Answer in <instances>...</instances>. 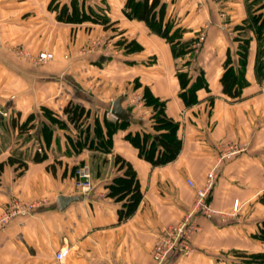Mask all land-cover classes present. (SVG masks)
<instances>
[{
  "label": "crops",
  "instance_id": "1",
  "mask_svg": "<svg viewBox=\"0 0 264 264\" xmlns=\"http://www.w3.org/2000/svg\"><path fill=\"white\" fill-rule=\"evenodd\" d=\"M126 2L0 0V110L7 112L0 119V214L13 202L33 205L0 223V264H58L61 247L67 264H155V238L187 216L213 168L207 200L214 213L196 216L190 251L167 264H264V39L255 30L264 27V0H160L176 48ZM61 6L75 19H59ZM9 45L53 58L34 66ZM227 59L233 73H243L237 97L222 89ZM197 83L195 101L186 103ZM117 97L128 120L110 111ZM69 102L85 109L76 125L63 110ZM163 117L175 123L180 147L153 165L130 137L164 133ZM227 144L242 149L224 156ZM117 155L141 192L125 218L108 187L123 175ZM81 164L90 166L94 185L84 195L73 179ZM60 195L81 198L60 208Z\"/></svg>",
  "mask_w": 264,
  "mask_h": 264
},
{
  "label": "trees",
  "instance_id": "2",
  "mask_svg": "<svg viewBox=\"0 0 264 264\" xmlns=\"http://www.w3.org/2000/svg\"><path fill=\"white\" fill-rule=\"evenodd\" d=\"M159 2L160 0H127L126 6L131 8V15L133 17L143 20L153 32L168 39L172 47L176 48L179 41H173L176 35L175 32L169 34V25L167 22H163V5H159ZM64 10V6H61L59 14L57 15L59 19L66 21L75 19L73 15L72 17L63 16V14H65ZM74 10L73 8V11ZM81 19L83 18L81 17ZM258 29H260V27ZM247 49L248 41L247 39H243L239 50L240 69L244 67ZM228 62L227 59L224 63L225 70L221 76L222 89L223 92L230 97H237L240 95L241 87L245 84L243 73L242 70H238L236 74L233 73L231 68L227 66ZM178 77L182 84L186 81V76L183 72H179ZM194 85L189 89V97L185 98L186 103L195 101L194 93L192 92L197 87L198 83ZM63 110L68 120L74 125H76L85 114V109L82 106L72 102H69ZM162 126L166 130L164 133L145 132L142 136L136 135L135 137H130L138 148L139 155L153 165L163 164L172 160L180 147V140L177 139L175 135V123L163 117ZM155 136H158V139H154ZM114 162L118 164L119 168H123L124 171L123 175L116 177L108 185L109 194L116 200L121 201L118 214L119 218H125L135 210L141 198V192L135 171L131 165L118 155L115 156Z\"/></svg>",
  "mask_w": 264,
  "mask_h": 264
},
{
  "label": "built area",
  "instance_id": "3",
  "mask_svg": "<svg viewBox=\"0 0 264 264\" xmlns=\"http://www.w3.org/2000/svg\"><path fill=\"white\" fill-rule=\"evenodd\" d=\"M215 2H221V0H213ZM221 15L223 13H220ZM195 46L200 45V42L204 40V36L201 34L197 38ZM53 54L50 51H40L33 56L34 63L40 65L45 64L48 61L52 60ZM3 116L7 115L6 111L0 110ZM224 146L223 155H231L242 149L241 145L238 144H227ZM216 171L215 168L211 169L208 172L207 180L204 186L197 188L195 190V196L193 200V205L191 211L183 219L182 223L174 229V236L169 231L166 233H160L155 240L154 247L152 249L153 256L157 264H167L170 257L177 253L187 254L190 251L189 236L191 231L194 229L190 228L191 223L195 222L196 216L198 214L205 215L210 217L214 213V209L211 207L210 203L207 200L210 188L212 186L213 180L215 178ZM74 185L79 194H87L93 189V178L92 171L89 165L81 164L75 167L74 174ZM187 184L193 186V181L187 179ZM33 205L20 204L13 202L8 205L3 212L0 214V223H7L11 217L15 214H25L28 213ZM237 201L234 203L233 209L236 210ZM68 254V248L61 247L55 251L54 257L58 264H67L66 257Z\"/></svg>",
  "mask_w": 264,
  "mask_h": 264
},
{
  "label": "rangeland",
  "instance_id": "4",
  "mask_svg": "<svg viewBox=\"0 0 264 264\" xmlns=\"http://www.w3.org/2000/svg\"><path fill=\"white\" fill-rule=\"evenodd\" d=\"M254 1H255L254 5H257V4H259V3L262 2V0H254ZM251 20L253 21V23L255 25H257V22H258L259 18L258 17H253ZM255 30H257V32L259 34V37H261L262 39H264V27H261L260 29L257 28ZM8 47H9V50L8 51L11 52L13 55L19 56V57H22V58L25 57L26 58L25 61L29 62L31 65H32V63L34 64V66H37L38 65V64L34 63V61L32 59L33 56L25 50V47H23L21 45L20 46L19 45H9ZM40 65H42V64H40ZM8 82L9 83H14L15 82L14 81V77L9 76L8 77ZM41 110H42V113L43 114H45L47 116H51L49 114L50 112L47 109L42 108ZM53 119H56V118L53 117ZM182 221H183V219H181L179 221H176V222H172V223H168V224L163 225V229H162L161 233L164 234V233H166V232L169 231L170 233H172V237H173L174 234H175L174 233V229H176L177 226L182 223ZM195 227H197V223L196 222H194V223L192 222L191 225H190V228L193 229ZM155 240H156V238H155ZM155 240L153 242V247H154ZM153 247H152V249H153ZM177 254L179 255L181 253H177ZM152 255H153V252H152ZM182 255H184V254H182ZM153 261H154L155 264H157V262L154 259V256H153Z\"/></svg>",
  "mask_w": 264,
  "mask_h": 264
},
{
  "label": "water",
  "instance_id": "5",
  "mask_svg": "<svg viewBox=\"0 0 264 264\" xmlns=\"http://www.w3.org/2000/svg\"><path fill=\"white\" fill-rule=\"evenodd\" d=\"M111 113L116 116L119 119L122 120H128L129 116L127 111L121 106V98L117 97L110 108ZM2 118V113L0 112V119ZM40 127L41 125H38L36 127V131L34 133V135L39 134L40 132ZM154 139H158V136H155ZM81 197L79 195H60L58 196V203H59V207L63 208L65 205L69 204L72 201H76L79 200Z\"/></svg>",
  "mask_w": 264,
  "mask_h": 264
}]
</instances>
